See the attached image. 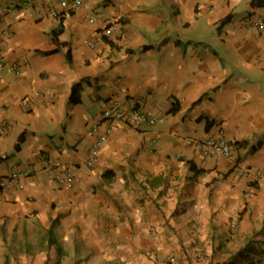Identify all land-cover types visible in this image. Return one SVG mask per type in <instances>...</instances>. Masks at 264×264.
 <instances>
[{
  "label": "crops",
  "instance_id": "1",
  "mask_svg": "<svg viewBox=\"0 0 264 264\" xmlns=\"http://www.w3.org/2000/svg\"><path fill=\"white\" fill-rule=\"evenodd\" d=\"M6 1L0 174L28 176L0 190V264H264V178L194 142L222 127L264 169V33L246 23L264 0H84L62 18L59 0ZM114 101L156 123L107 120Z\"/></svg>",
  "mask_w": 264,
  "mask_h": 264
},
{
  "label": "built area",
  "instance_id": "2",
  "mask_svg": "<svg viewBox=\"0 0 264 264\" xmlns=\"http://www.w3.org/2000/svg\"><path fill=\"white\" fill-rule=\"evenodd\" d=\"M39 0H7L4 4L7 12H12L22 6H31L37 3ZM84 4V0H59L58 7L50 9V14L55 18H62L65 14L80 9ZM91 22H97L98 17L95 15L90 16ZM246 23L248 26L257 28L260 32L264 33V17H247ZM6 64L1 57L0 52V70L4 69ZM17 74L20 73L19 69H16ZM25 101V100H24ZM103 116L107 120L117 121L127 124L135 129L141 126L143 123L148 122L153 125L156 123V118L152 112L140 107H132L126 109L119 101L111 102L103 111ZM114 125L110 123L105 128V133L96 140L91 146V152H95L100 146H102L106 137L112 134ZM0 131H3V127H0ZM189 143L191 140L188 141ZM195 144L203 150L206 154L214 153L217 156H222L229 159L232 162L233 170L240 177L256 181L264 178V169L254 167L242 166L238 157L236 146L228 138L225 130L222 127H218L217 133L214 136L202 140H195ZM45 171L49 179L57 182L58 185H70L73 181V175L71 174V166L61 161H44ZM28 176L26 170H14L8 174H0V190L13 189L17 182L25 179ZM236 222L233 223V227Z\"/></svg>",
  "mask_w": 264,
  "mask_h": 264
},
{
  "label": "trees",
  "instance_id": "3",
  "mask_svg": "<svg viewBox=\"0 0 264 264\" xmlns=\"http://www.w3.org/2000/svg\"><path fill=\"white\" fill-rule=\"evenodd\" d=\"M230 20H231L230 17H228V18H226L225 20H223V21L221 22V24H220V27H221L222 25L227 24L228 22H230ZM220 27H219V28H220ZM54 39H55V41H56V38H54ZM235 144H239V143L235 142ZM18 147H19V146L17 145V149H18ZM190 169H191V171L194 173V175H196V174H198V173L200 172L199 169L196 168V166L194 165L193 162L190 163ZM51 230H52V229H51ZM49 233L52 235L53 231H50Z\"/></svg>",
  "mask_w": 264,
  "mask_h": 264
},
{
  "label": "clouds",
  "instance_id": "4",
  "mask_svg": "<svg viewBox=\"0 0 264 264\" xmlns=\"http://www.w3.org/2000/svg\"><path fill=\"white\" fill-rule=\"evenodd\" d=\"M67 164V163H66Z\"/></svg>",
  "mask_w": 264,
  "mask_h": 264
}]
</instances>
